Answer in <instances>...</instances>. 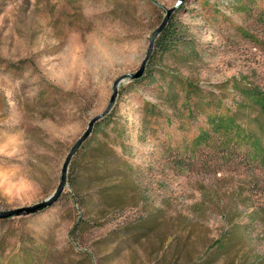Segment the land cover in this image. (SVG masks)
I'll use <instances>...</instances> for the list:
<instances>
[{
  "label": "rangeland",
  "instance_id": "374dc122",
  "mask_svg": "<svg viewBox=\"0 0 264 264\" xmlns=\"http://www.w3.org/2000/svg\"><path fill=\"white\" fill-rule=\"evenodd\" d=\"M179 1L0 0V213L58 190ZM170 22L179 45L159 36L118 86L62 196L0 219V264H264V116L235 89L264 100V0H185Z\"/></svg>",
  "mask_w": 264,
  "mask_h": 264
},
{
  "label": "water",
  "instance_id": "95a60500",
  "mask_svg": "<svg viewBox=\"0 0 264 264\" xmlns=\"http://www.w3.org/2000/svg\"><path fill=\"white\" fill-rule=\"evenodd\" d=\"M185 0H180L175 6H173L172 8H170L169 10H167V15L165 17V19L163 20V22L161 23V25L159 27H157V29L154 31L151 40H150V48L148 51V54L146 55V57L144 58V62L142 63L139 71H137L134 74H125L124 76H121L118 80H116L115 84H114V88H113V92L114 94L112 95V98L109 102L108 105V109L106 110V112L102 115H99L97 117H95L90 123H89V127L88 129L84 132V134L79 138V141L76 143V145L72 148V150L70 151V153L68 154V158L64 164L63 167V175H62V180L61 183L58 186V190L50 197V199H48L47 201H44L42 203H40L39 205H35L34 207L31 208H19V210H13V211H6L3 213H0V219L3 218H12L16 215H19V213H35V211H39V210H44L46 208H49L51 205H53V203H55L64 193L65 191V186L67 183V176H68V169L69 166L71 165V162L73 160V158L75 157L74 155L80 150V148L84 145V143L87 141V139L92 135L95 125L98 121L104 119L106 116H108L110 114V111L112 110V106L116 101V98L119 95L118 92V86L124 81V79H130L131 81H136L139 80L141 77H143L146 67L148 65V63L150 62V58L155 50V41L156 39L161 36V34L167 29V26L170 23V20L172 18V16L176 13L177 9L179 8V6L184 2Z\"/></svg>",
  "mask_w": 264,
  "mask_h": 264
},
{
  "label": "trees",
  "instance_id": "16d2710c",
  "mask_svg": "<svg viewBox=\"0 0 264 264\" xmlns=\"http://www.w3.org/2000/svg\"><path fill=\"white\" fill-rule=\"evenodd\" d=\"M178 36H179V31L178 28H176L175 25H173L172 22L169 23V25L167 26V29L161 34L160 38L158 39V43L159 44V50L162 53H167L172 51L173 49H175L179 43H178ZM235 89H237L241 95L243 96V98L247 101L245 104L246 106L250 109H255L256 110V117L253 120L254 122H259L260 120H262V117L264 116V100H261L260 98L257 99L255 98V93L253 92H249L250 90L248 89H243L240 87V83L235 84ZM192 88H190L189 90L191 91ZM192 90H197L196 88H193ZM172 95V94H171ZM206 97V96H204ZM207 98V97H206ZM190 99V97L187 98V100ZM204 101V99H203ZM175 103V100H172L171 104ZM211 102H207L208 105H210ZM259 108V109H256ZM226 119V118H225ZM225 119L224 116H220L219 114L213 115V116H208V120L210 121V126L213 130L218 131L220 127H222L225 123ZM235 119V118H234ZM227 120V119H226ZM228 122H230V120H227ZM235 122H230L229 124H231L232 126H234L232 129H235V127H237V124ZM261 134L258 136L257 132H255L252 129H248V135L250 138H254L256 141L258 142V137L260 136H264V126L261 127ZM261 150L263 151V155H264V148L261 147ZM263 157V162H264V156ZM225 240V239H224ZM224 240H220V243L224 245ZM226 240H230V236L226 239Z\"/></svg>",
  "mask_w": 264,
  "mask_h": 264
}]
</instances>
